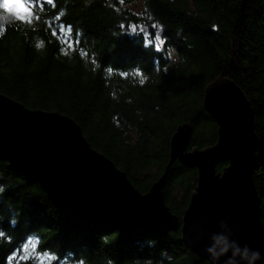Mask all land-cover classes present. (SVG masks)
I'll return each instance as SVG.
<instances>
[{
  "label": "trees",
  "instance_id": "obj_1",
  "mask_svg": "<svg viewBox=\"0 0 264 264\" xmlns=\"http://www.w3.org/2000/svg\"><path fill=\"white\" fill-rule=\"evenodd\" d=\"M140 1L137 13L133 0H24L19 19L4 18L0 0V94L73 119L146 194L166 172L178 126H193L189 151L216 144L205 91L233 80L254 110L264 228V0ZM157 29L162 49L152 41ZM8 166L0 161V264H210L186 247L180 229L159 237L78 220ZM197 182L196 169L170 167L163 192L180 219Z\"/></svg>",
  "mask_w": 264,
  "mask_h": 264
},
{
  "label": "water",
  "instance_id": "obj_2",
  "mask_svg": "<svg viewBox=\"0 0 264 264\" xmlns=\"http://www.w3.org/2000/svg\"><path fill=\"white\" fill-rule=\"evenodd\" d=\"M203 106L218 126L216 144L189 151L193 126H178L166 172L146 194L91 147L73 119L59 112L31 110L2 94L0 161L38 183L55 207L78 220L159 237L180 229L186 247L210 264H227V257L213 260L207 251L213 236L222 232L263 255L260 198L253 182L260 144L254 110L242 89L228 78L206 88ZM176 161L198 171L196 191L182 219L172 213L163 192ZM219 165H224L220 172Z\"/></svg>",
  "mask_w": 264,
  "mask_h": 264
},
{
  "label": "clouds",
  "instance_id": "obj_3",
  "mask_svg": "<svg viewBox=\"0 0 264 264\" xmlns=\"http://www.w3.org/2000/svg\"><path fill=\"white\" fill-rule=\"evenodd\" d=\"M4 187L0 186V193L4 192ZM15 223V221H13ZM213 260L227 257V264H257L261 260L260 251L249 247L241 246L237 241L232 240L225 233H217L212 238V243L207 249Z\"/></svg>",
  "mask_w": 264,
  "mask_h": 264
},
{
  "label": "rangeland",
  "instance_id": "obj_4",
  "mask_svg": "<svg viewBox=\"0 0 264 264\" xmlns=\"http://www.w3.org/2000/svg\"><path fill=\"white\" fill-rule=\"evenodd\" d=\"M4 1L8 7V13L3 15L4 18L18 17V15L22 13V5L24 0H4ZM130 8L137 13L144 11L143 3L140 0H133V4L130 5ZM140 30H142V28ZM152 41L158 49H162L164 47L165 40L163 38L162 31L160 29L156 30L155 36L153 37ZM169 55L172 62L177 63V57L175 51H170Z\"/></svg>",
  "mask_w": 264,
  "mask_h": 264
},
{
  "label": "snow or ice",
  "instance_id": "obj_5",
  "mask_svg": "<svg viewBox=\"0 0 264 264\" xmlns=\"http://www.w3.org/2000/svg\"><path fill=\"white\" fill-rule=\"evenodd\" d=\"M49 2H51V0H49ZM18 18H19V19H24L25 17H23V16H19V15H18Z\"/></svg>",
  "mask_w": 264,
  "mask_h": 264
}]
</instances>
